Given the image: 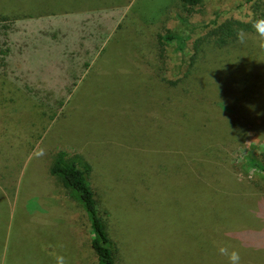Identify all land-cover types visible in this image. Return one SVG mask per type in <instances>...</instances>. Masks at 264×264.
<instances>
[{
	"label": "rangeland",
	"instance_id": "rangeland-1",
	"mask_svg": "<svg viewBox=\"0 0 264 264\" xmlns=\"http://www.w3.org/2000/svg\"><path fill=\"white\" fill-rule=\"evenodd\" d=\"M244 1L202 0L188 17L202 23L214 12L229 9L239 16ZM179 10V0H0V264H97L82 207L49 173L61 150L90 159L92 187L101 186L103 179L114 189L123 184L133 201L161 202L159 215L186 228L183 243L193 247L195 222L219 220L229 228L234 224L228 203L219 201L221 188L234 185L264 204V176L242 168L253 144L257 151L264 150L262 41L242 34L241 46L250 52L237 60V50L231 49L224 59L238 65V71L204 73L195 81L202 94L218 104L249 107L245 115L259 117L255 127L263 140L245 138L244 144H251L248 151L235 153L209 147L202 153L208 157L200 163L197 148L225 142L229 127L215 125L211 105L207 110L203 106L210 101L193 97L192 111L187 93L162 86L165 75L156 77L153 72L159 58L149 40L137 36L139 27L145 26L165 45L166 31L179 29ZM116 21L122 24L102 44L112 30L102 22ZM194 39L195 35L189 39L185 54L175 49L180 45L177 40L166 45L168 79L176 77L181 59L187 65ZM235 65L229 68L233 71ZM221 69L224 64L213 71ZM221 77L226 80L223 89L215 85ZM249 83L251 93L244 88ZM135 107L158 114L145 118L139 112L135 117ZM194 126L195 146L185 134ZM123 140L132 142L128 153L120 146ZM200 169L211 177L209 183L201 181L202 173L195 175ZM223 175L226 180L215 179ZM131 210L122 216L125 223L134 215ZM223 214L225 218H219ZM148 224L152 232L165 229V222L154 217ZM146 231L135 232L143 236ZM227 235L256 246L248 254L240 250L241 264L246 255L253 264H264V232Z\"/></svg>",
	"mask_w": 264,
	"mask_h": 264
},
{
	"label": "trees",
	"instance_id": "trees-1",
	"mask_svg": "<svg viewBox=\"0 0 264 264\" xmlns=\"http://www.w3.org/2000/svg\"><path fill=\"white\" fill-rule=\"evenodd\" d=\"M179 1L182 8V11H176L179 29L176 32L166 31L165 45L163 41L158 40L157 35L149 30L150 28L141 26L137 31L138 37L143 36L149 40L148 45L159 58L157 63L153 65V72L156 77L162 78V75H165L162 78L164 84L162 86L168 90L179 87L180 90L187 93L186 104H191L189 107L192 111L195 109L193 97L195 100L199 97L210 101V104L203 103V106L207 110L211 105V109L217 116L215 125L218 127L227 125L229 127L230 132L225 142L200 147L204 149L197 148V152L201 153L199 162L208 157L202 153L209 147L222 149V151L229 153H235L242 149L248 151L251 144L248 146L244 144L245 138L257 137L259 141L263 140L255 127L259 117L254 113L250 118L247 117L245 114L250 112V108L245 106V108L239 109L237 102L222 103L224 104L222 105L210 97L207 98L205 94H202L200 86L196 85L195 77L204 73V75H216L229 70L231 75L238 71V65L229 61V58L227 62L224 59L231 52V49L237 50L235 51L237 60L250 52L241 46L243 45L242 34L244 33L259 38L262 41V47H264V0H245L243 4L245 9L243 13H240L241 15H232V9L216 11L207 22L202 23L192 22L188 17L193 8L202 3V0ZM194 35L192 53L187 65L181 59L176 77L168 79L165 67L166 55H164L167 50L166 45L177 40L180 45H177L175 49L185 54L184 48ZM196 35L198 36L196 37ZM256 52L261 54L259 51ZM222 64H224L225 69L213 71L217 65ZM233 65H235V69L232 71L229 67ZM246 77L248 75L244 76L242 83L248 80ZM199 78L196 79L199 80ZM199 82L201 83V81ZM191 84L193 88H191ZM215 85L223 89L226 80L223 77L217 78ZM244 88L250 93L253 92L251 83ZM244 88L242 90H245ZM238 91L240 92V90ZM232 92L235 93L234 96L237 99L236 90H230V93ZM166 98L171 101L169 93ZM229 107L239 109L242 113H233ZM134 109L137 112L135 117L139 115V112L145 118H154L158 114L157 111L147 107H135ZM202 113L204 114L205 111L202 110ZM250 131H252L251 136ZM185 134L191 138L190 141L195 146V126L186 131ZM121 142L120 146L123 151L128 153V148L132 142L127 140ZM260 142L264 144V140ZM252 146L254 149L248 151L249 153L244 156L242 168L245 172L253 171L264 176V150L257 151L258 146L255 144ZM192 152L195 153V148H192ZM200 167L202 168V166ZM92 171L94 170L90 159L84 154L74 153L70 155L64 150L57 152L49 166V173L62 184L67 195L83 209L92 232L90 247L97 257V264H241L240 250H245L248 254V250H256L252 248L256 246L249 247L245 238L241 240L238 236L229 239L227 234L231 232L240 233L243 237H247L253 236L254 233L264 232L262 231L264 230V204L255 199L251 193L232 185L221 188L218 194L221 193L220 202L226 201L228 203L227 213L231 215V221H234L233 226L229 228L221 221L218 220L217 222L212 219L205 222H195V246L193 247L183 243V239H186L183 230L186 228L176 227L172 222L173 220L159 215L160 212L163 213L159 211L161 202L150 203L146 199L141 201L137 198H134L133 201L126 193L123 184H118L119 187L114 189V186L108 185L103 179L101 186L92 187L88 180ZM161 173L166 175V172ZM201 173L203 174L201 181L209 183L211 177L208 175L206 178L203 169L195 172V175L200 177ZM223 176H215V179L226 180L227 177ZM152 185L154 186V184ZM145 188L142 187V189ZM129 208L132 209L134 215L129 223H125L122 216L126 214L125 211ZM194 211L196 218L198 214L195 209ZM152 217L160 220L162 224L165 222V229L161 227L152 232L148 224ZM219 218H225V215H220ZM138 228L147 229V231L144 232L143 236H137L135 231ZM242 264H253V262L246 255Z\"/></svg>",
	"mask_w": 264,
	"mask_h": 264
},
{
	"label": "crops",
	"instance_id": "crops-1",
	"mask_svg": "<svg viewBox=\"0 0 264 264\" xmlns=\"http://www.w3.org/2000/svg\"><path fill=\"white\" fill-rule=\"evenodd\" d=\"M119 23H120V21H116L115 24L107 23L106 25H104L103 22H102V27L106 26V27H111L112 28V30L110 32H108L109 34H107V36L105 38H104V36H101V39L104 38V41L102 42V44H104V42L112 35V33L114 32V28L117 25H119Z\"/></svg>",
	"mask_w": 264,
	"mask_h": 264
}]
</instances>
